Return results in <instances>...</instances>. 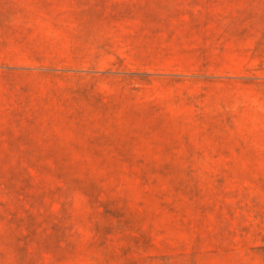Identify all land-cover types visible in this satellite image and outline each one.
<instances>
[{
	"label": "rangeland",
	"instance_id": "374dc122",
	"mask_svg": "<svg viewBox=\"0 0 264 264\" xmlns=\"http://www.w3.org/2000/svg\"><path fill=\"white\" fill-rule=\"evenodd\" d=\"M0 264H264V0H0Z\"/></svg>",
	"mask_w": 264,
	"mask_h": 264
}]
</instances>
